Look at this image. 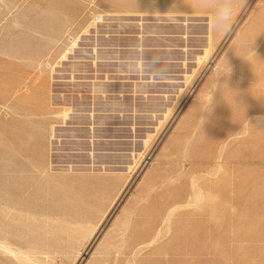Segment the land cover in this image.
<instances>
[{
	"label": "rangeland",
	"instance_id": "1",
	"mask_svg": "<svg viewBox=\"0 0 264 264\" xmlns=\"http://www.w3.org/2000/svg\"><path fill=\"white\" fill-rule=\"evenodd\" d=\"M221 2L0 0V264H264V0Z\"/></svg>",
	"mask_w": 264,
	"mask_h": 264
},
{
	"label": "crops",
	"instance_id": "2",
	"mask_svg": "<svg viewBox=\"0 0 264 264\" xmlns=\"http://www.w3.org/2000/svg\"><path fill=\"white\" fill-rule=\"evenodd\" d=\"M33 102L37 105H40L41 103V96L39 94H35L34 98H33ZM38 127V128H37ZM32 130L33 133V140L34 141H38L41 137L43 142L48 141V136H49V127H43L42 125L36 124ZM30 130V131H31ZM29 131V130H28ZM36 147L38 146V144H35ZM42 150H40L41 152H39V146H38V153H40L39 155H36L34 158L32 159H28L29 163L31 164V169L34 170L35 172H46V168H47V160L46 156L44 154V147L41 148ZM54 179V178H53ZM51 178H47V180H45L43 183L49 184L50 183ZM33 195L36 194L37 192L35 191V189L32 190L31 192ZM35 208V207H33Z\"/></svg>",
	"mask_w": 264,
	"mask_h": 264
},
{
	"label": "clouds",
	"instance_id": "3",
	"mask_svg": "<svg viewBox=\"0 0 264 264\" xmlns=\"http://www.w3.org/2000/svg\"><path fill=\"white\" fill-rule=\"evenodd\" d=\"M232 18V7L230 0H222L217 6L213 16V23L218 30L229 26Z\"/></svg>",
	"mask_w": 264,
	"mask_h": 264
},
{
	"label": "bare ground",
	"instance_id": "4",
	"mask_svg": "<svg viewBox=\"0 0 264 264\" xmlns=\"http://www.w3.org/2000/svg\"><path fill=\"white\" fill-rule=\"evenodd\" d=\"M98 17V16H97ZM95 19V18H94ZM63 113H65L64 111H62ZM63 113H62V115H63ZM51 132H52V130H51ZM49 140V139H48ZM49 143V142H48ZM73 170V169H72ZM104 171V170H103ZM4 238V240H5V237H3ZM7 243V242H6ZM9 244V243H8ZM10 245V244H9ZM13 247V246H12ZM0 251H1V253H3V254H7V255H10V256H12V257H14V258H16L17 257V255H19V253L18 252H15V251H13L10 247H8L6 244H4L3 243V241L2 242H0ZM5 256V255H4Z\"/></svg>",
	"mask_w": 264,
	"mask_h": 264
}]
</instances>
